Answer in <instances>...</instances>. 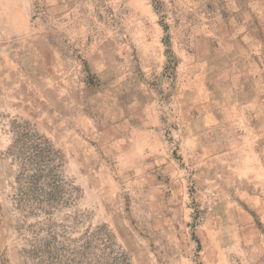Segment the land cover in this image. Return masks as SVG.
Masks as SVG:
<instances>
[{
    "label": "rangeland",
    "instance_id": "374dc122",
    "mask_svg": "<svg viewBox=\"0 0 264 264\" xmlns=\"http://www.w3.org/2000/svg\"><path fill=\"white\" fill-rule=\"evenodd\" d=\"M14 1L0 264H264V0ZM24 123L61 153L53 209L24 201Z\"/></svg>",
    "mask_w": 264,
    "mask_h": 264
},
{
    "label": "trees",
    "instance_id": "16d2710c",
    "mask_svg": "<svg viewBox=\"0 0 264 264\" xmlns=\"http://www.w3.org/2000/svg\"><path fill=\"white\" fill-rule=\"evenodd\" d=\"M10 153L18 158L21 164L19 184H22V195L27 205L31 208L35 206L34 209L39 211L53 209L63 195V181L59 175L60 151L50 139L39 134L31 125L24 123L16 126ZM53 248L47 243L41 252L37 251L36 255L45 254V257L52 261H62L64 248ZM94 257L97 264L103 259L96 254Z\"/></svg>",
    "mask_w": 264,
    "mask_h": 264
},
{
    "label": "crops",
    "instance_id": "0c3cea01",
    "mask_svg": "<svg viewBox=\"0 0 264 264\" xmlns=\"http://www.w3.org/2000/svg\"><path fill=\"white\" fill-rule=\"evenodd\" d=\"M15 6L14 0H0V19H15Z\"/></svg>",
    "mask_w": 264,
    "mask_h": 264
}]
</instances>
